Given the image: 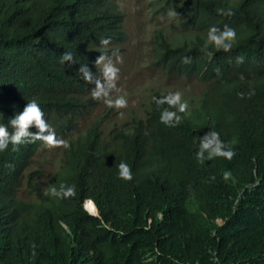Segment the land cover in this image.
I'll return each instance as SVG.
<instances>
[{
  "label": "trees",
  "instance_id": "16d2710c",
  "mask_svg": "<svg viewBox=\"0 0 264 264\" xmlns=\"http://www.w3.org/2000/svg\"><path fill=\"white\" fill-rule=\"evenodd\" d=\"M156 1L178 32L156 33L151 64L204 87L181 97L185 113L158 106L168 94L156 91L142 116L104 136L96 118L74 135L97 103L79 68L99 77L97 58L124 41L117 0H0V124L36 100L69 145L47 178L25 180L29 198L18 190L43 143L0 152V264H264V0ZM225 25L236 30L232 50L209 44L207 55L209 28ZM64 53L75 63L62 64ZM165 109L181 122L162 123ZM209 132L231 158L198 159ZM62 184L75 194H45Z\"/></svg>",
  "mask_w": 264,
  "mask_h": 264
},
{
  "label": "rangeland",
  "instance_id": "374dc122",
  "mask_svg": "<svg viewBox=\"0 0 264 264\" xmlns=\"http://www.w3.org/2000/svg\"><path fill=\"white\" fill-rule=\"evenodd\" d=\"M118 8L123 13L124 41L117 46L122 62L117 63L113 55V63L119 69L117 88L112 98L123 95L127 107L115 109L108 107L103 100H97L94 109L83 119H80L74 130V135L82 133L93 119L100 120L103 135L112 129L120 127L130 115L142 116L144 107L154 92L175 94L181 97H197L204 83L196 78L169 77L155 68L151 62L155 36L158 31L168 37L177 30L176 18L172 14L163 15L158 9L156 0H117ZM123 112V116L118 115ZM61 147H46L42 144L32 155L24 171V181L18 190L20 198H29L31 192L25 184L26 179L43 181L56 169L62 155Z\"/></svg>",
  "mask_w": 264,
  "mask_h": 264
},
{
  "label": "clouds",
  "instance_id": "9594fccd",
  "mask_svg": "<svg viewBox=\"0 0 264 264\" xmlns=\"http://www.w3.org/2000/svg\"><path fill=\"white\" fill-rule=\"evenodd\" d=\"M219 15L232 16L234 12L231 10L217 9ZM175 15V13H172ZM236 40V30L227 25L223 30L212 26L208 30L207 42L202 51L209 56L213 52H208V46L211 44L215 51L229 52L232 50ZM101 45L105 48L110 44V40L102 39ZM116 58V62H122V58L118 54V50L112 54ZM68 62L69 65L75 63L71 53H64L61 57V63ZM190 58H185L183 63H190ZM237 63H243V57L237 58ZM95 66L98 67L101 75L94 77L92 71L87 65H81L79 72L82 74L86 83L93 84L91 95L94 100H103V102L110 108L117 110L127 107V100L123 95H117L112 98L113 92H119L117 88V80L119 78V69L113 63L111 57L106 53L101 54L95 61ZM167 103L170 108L174 107L179 113H185L188 109V104L182 102L181 94L179 92L170 94L158 101V106ZM118 115L122 117L123 112ZM2 116V114H0ZM161 122L168 126H175L181 122V117L176 112H171L165 109L161 113ZM174 122V123H173ZM35 128L36 131H30ZM11 129V130H9ZM41 141L46 147H69L66 141L58 139L55 135V130L48 124L44 118V112L36 100L28 102L23 111L11 118L8 124H0V152L8 149L9 145L16 150L19 146L25 143H34ZM223 143L219 140V134L216 132L205 133L201 138V148L197 153L198 159H203L205 151L209 152V157L212 155L225 156L231 158L234 153L231 151H223ZM119 177L123 180L131 181V168L124 162L119 165ZM46 195H52L58 198H67L75 194V189L72 186L61 185L59 190L55 186L51 187L45 192Z\"/></svg>",
  "mask_w": 264,
  "mask_h": 264
}]
</instances>
